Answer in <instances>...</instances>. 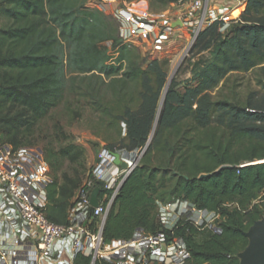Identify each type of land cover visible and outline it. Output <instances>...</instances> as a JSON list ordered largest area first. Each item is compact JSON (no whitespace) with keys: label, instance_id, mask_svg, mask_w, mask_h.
Wrapping results in <instances>:
<instances>
[{"label":"trees","instance_id":"obj_1","mask_svg":"<svg viewBox=\"0 0 264 264\" xmlns=\"http://www.w3.org/2000/svg\"><path fill=\"white\" fill-rule=\"evenodd\" d=\"M153 1L162 9L175 3ZM119 27L87 0H0V145L41 149L52 178L43 213L67 225L91 170L86 149L59 123L50 135L43 129L52 112L64 104L79 119L88 111L97 146L108 152L143 149L153 135L118 192L104 239L160 231L157 204L180 199L221 218L219 234L188 224L175 232L189 264H239L245 233L264 218V204L256 203L264 192V0H246L227 30L215 23L199 34L194 49L211 50L212 60L166 91L158 119L169 62L124 45ZM252 71L262 99L253 94L241 105L213 98L230 75Z\"/></svg>","mask_w":264,"mask_h":264},{"label":"built area","instance_id":"obj_2","mask_svg":"<svg viewBox=\"0 0 264 264\" xmlns=\"http://www.w3.org/2000/svg\"><path fill=\"white\" fill-rule=\"evenodd\" d=\"M219 2H231L233 7H220ZM245 2L175 0L177 17L169 26L161 27L145 23L131 11L120 8L117 11L121 21L119 34L123 44L129 47L148 44L147 56L152 57L154 51L169 43L176 33L181 36L189 32L193 42L215 23L221 24L220 32L227 30L232 23L238 22ZM232 10H238V16L228 20V12ZM145 150L146 147L133 152H108L102 148L101 161L88 173L72 198L67 225H56L43 213L47 203L46 189L52 178L41 149H14L1 144L0 264H83L84 260L89 264L99 260L106 264H189L190 253L175 232L188 224L197 230L207 228L219 234L221 218L188 201L176 199L166 204L158 203L156 217L162 229L154 234L137 230L128 239L106 241L103 237L105 222L118 192L138 166ZM114 153L126 163L125 169L113 163ZM96 188L99 189L97 206L93 207L90 199ZM256 203L264 204V192Z\"/></svg>","mask_w":264,"mask_h":264},{"label":"rangeland","instance_id":"obj_3","mask_svg":"<svg viewBox=\"0 0 264 264\" xmlns=\"http://www.w3.org/2000/svg\"><path fill=\"white\" fill-rule=\"evenodd\" d=\"M115 1V3H106L104 0H87V7L102 10L105 16L114 19L118 23L121 22L117 12L120 8L131 11L143 22L155 26H169L178 15L176 6L169 5L165 9H162L153 0ZM179 35L180 33L173 35V39L169 43L163 44L159 51L152 52V57L148 56L150 59L167 60L169 62V73L163 94L174 86L181 87L184 82L192 78L194 73L212 60L211 50L198 54L194 49L196 40L191 41L189 32H183V35ZM103 47L109 50L110 56H115L110 50L111 45L105 43ZM148 47V44H142L136 49L142 56H147L150 52L148 51ZM253 94H255L256 102L263 98V91L257 82L256 71L230 75L212 93V96L215 100H228L244 105ZM162 97L157 115L160 111ZM55 123L60 124L63 130L72 137L75 144L86 149L87 170L94 169L102 159L101 152L103 147L102 145L97 146L100 142L93 136V132L96 131L95 117L91 116L88 111H85L82 118H73L67 105L63 104L44 121L45 127L43 129L50 135L51 128ZM152 137L153 135H151V139ZM42 143L40 142V147Z\"/></svg>","mask_w":264,"mask_h":264},{"label":"water","instance_id":"obj_4","mask_svg":"<svg viewBox=\"0 0 264 264\" xmlns=\"http://www.w3.org/2000/svg\"><path fill=\"white\" fill-rule=\"evenodd\" d=\"M175 27V26H174ZM166 91L163 94L161 101V108L164 104ZM160 113V111H159ZM159 113L157 115V119L159 117ZM151 141V137L149 138L148 143L146 144V148L149 146ZM114 158V164L120 166L122 169L126 168V163L120 161V156L117 153L112 154ZM210 177V175H202L200 179ZM99 189L96 188L90 199V204L93 207L97 206V195ZM245 237L248 240V244L246 248L238 255L239 264H264V218L255 222L245 233Z\"/></svg>","mask_w":264,"mask_h":264},{"label":"crops","instance_id":"obj_5","mask_svg":"<svg viewBox=\"0 0 264 264\" xmlns=\"http://www.w3.org/2000/svg\"><path fill=\"white\" fill-rule=\"evenodd\" d=\"M220 7H233V4L231 2H219L218 3ZM239 11L238 10H232L228 12V20H233L238 16ZM176 32V31H175ZM177 34V33H176ZM180 36V35H179Z\"/></svg>","mask_w":264,"mask_h":264},{"label":"bare ground","instance_id":"obj_6","mask_svg":"<svg viewBox=\"0 0 264 264\" xmlns=\"http://www.w3.org/2000/svg\"><path fill=\"white\" fill-rule=\"evenodd\" d=\"M258 163H261V162H257V163H251L250 165H252V164H258Z\"/></svg>","mask_w":264,"mask_h":264}]
</instances>
